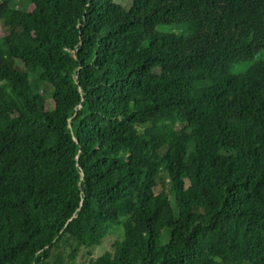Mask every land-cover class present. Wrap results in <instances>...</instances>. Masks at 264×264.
Listing matches in <instances>:
<instances>
[{
    "label": "trees",
    "instance_id": "1",
    "mask_svg": "<svg viewBox=\"0 0 264 264\" xmlns=\"http://www.w3.org/2000/svg\"><path fill=\"white\" fill-rule=\"evenodd\" d=\"M20 1L0 264H264V0Z\"/></svg>",
    "mask_w": 264,
    "mask_h": 264
},
{
    "label": "rangeland",
    "instance_id": "2",
    "mask_svg": "<svg viewBox=\"0 0 264 264\" xmlns=\"http://www.w3.org/2000/svg\"><path fill=\"white\" fill-rule=\"evenodd\" d=\"M20 2H24L23 6H25L27 9L29 7L32 8V6L30 4H27L25 2V0H22ZM119 2H121L125 7H129L131 4L130 0H119ZM3 35H4V30L2 29V27L0 25V37H2ZM237 68L240 69L242 67L239 65ZM44 89H47L49 91L46 94V96L48 98H50L52 89H50V86L47 83L41 84V90L43 91V93H44ZM114 239H115L114 236L107 237L106 239L103 240V242L100 245L92 247L89 251H88V249H83L77 257L76 264H84V261H86L87 259H89L91 257L95 259V258L101 256L106 250L111 248V245L114 242Z\"/></svg>",
    "mask_w": 264,
    "mask_h": 264
}]
</instances>
